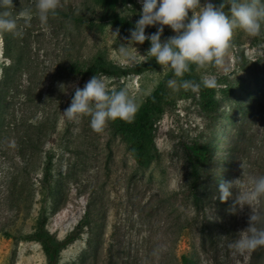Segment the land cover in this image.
<instances>
[{
	"label": "rangeland",
	"instance_id": "rangeland-1",
	"mask_svg": "<svg viewBox=\"0 0 264 264\" xmlns=\"http://www.w3.org/2000/svg\"><path fill=\"white\" fill-rule=\"evenodd\" d=\"M221 2L116 8L141 25L134 33L92 0H0V264H45L38 243L5 235L31 232L43 206L57 239L88 216L58 264H179L181 254L197 264H264V0H233L213 15ZM88 6L97 10L93 24L63 15ZM211 17L218 30H197L182 48L201 80L226 83L217 118L206 122L197 89L171 79L173 104L155 124L159 160L140 166L112 117L131 118L168 64L95 79L65 68L98 54L121 68L168 58L183 23ZM96 88L118 97L102 106ZM193 139L215 152L196 198L185 157ZM45 165L54 191L46 198L38 183Z\"/></svg>",
	"mask_w": 264,
	"mask_h": 264
},
{
	"label": "trees",
	"instance_id": "trees-1",
	"mask_svg": "<svg viewBox=\"0 0 264 264\" xmlns=\"http://www.w3.org/2000/svg\"><path fill=\"white\" fill-rule=\"evenodd\" d=\"M95 4L104 5L109 8L107 12L108 20L131 32L139 33L143 31L141 25L130 20L128 17L116 11L118 7H125L134 4L136 0H92ZM233 0H222L214 10V14L220 13L223 8L229 6ZM69 20L76 24H93L97 15L95 8H88L83 12L69 11L63 13ZM264 18V17H263ZM184 26L183 35L176 48H172L168 58L163 54H155L148 61L131 68H121L107 62L100 54L83 61L71 62L65 69L71 75L85 76L95 79L99 76H126L129 74H140L143 71L155 69L162 62H166L169 71L165 78L160 81L154 89L145 97L135 114L129 118L123 115H114L111 126L122 138L125 139L127 147L140 166H147L159 160V153L155 145V124L161 118L166 105L173 104V96L168 88L171 79L177 80L190 88L197 89V107L201 117L208 123L217 118V94L228 92L225 82L224 88H218L215 83H207L191 71V64L184 57L183 43L189 39L197 30H218L214 17L198 22L182 24ZM165 55V56H166ZM183 85V86H184ZM171 91V90H170ZM94 97L98 104L106 106L118 97V92L96 88ZM186 163L188 167L189 192L194 198L198 197V191L203 187V181L208 176V165L215 160V152L212 144L208 140L193 139L186 145ZM41 193L46 198L53 191L51 182L50 166L45 165L41 169V176L38 180ZM216 179V185H219ZM47 215L45 207L40 209L38 218L31 232L26 234H9L7 237H17L24 241H34L41 247L45 257V264H58L60 252L70 243L78 239L83 229L89 224L88 216L85 214L76 226L68 232L63 239H57L54 234L46 228ZM179 264H197L195 258L186 254H181Z\"/></svg>",
	"mask_w": 264,
	"mask_h": 264
}]
</instances>
